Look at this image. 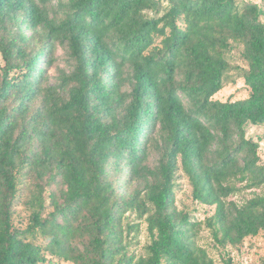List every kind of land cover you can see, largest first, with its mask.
Here are the masks:
<instances>
[{
    "label": "trees",
    "instance_id": "trees-1",
    "mask_svg": "<svg viewBox=\"0 0 264 264\" xmlns=\"http://www.w3.org/2000/svg\"><path fill=\"white\" fill-rule=\"evenodd\" d=\"M51 3L0 0V264H215L176 205L177 171L218 245L263 231L246 133L264 126V0H56L58 20ZM229 39L248 93L221 101Z\"/></svg>",
    "mask_w": 264,
    "mask_h": 264
},
{
    "label": "rangeland",
    "instance_id": "rangeland-1",
    "mask_svg": "<svg viewBox=\"0 0 264 264\" xmlns=\"http://www.w3.org/2000/svg\"><path fill=\"white\" fill-rule=\"evenodd\" d=\"M245 1L259 3L260 0ZM51 4H53L50 10L51 16L55 17L57 20L62 18L64 9L56 6V0H52ZM22 28L27 36L31 35L32 31L23 24ZM227 43L228 46L225 48L224 53L225 57L229 61L230 69L224 76L222 89L214 95V98L221 101H235L245 98L248 93V88L243 83L242 78V73L246 66L240 54L242 50L241 43L233 39H229ZM54 56L56 58V67L64 69L66 72L72 70V60L69 59L62 45H57L55 47ZM0 64H2L1 56ZM49 73L52 76L51 79H53L56 75L55 67H52L49 70ZM246 136L250 137L253 141H256L259 144L258 153L261 160L264 161V126L248 124ZM256 192H258V190H256ZM174 193L177 207L188 211L191 219L199 222L200 225L196 230L195 236L196 242L207 250L209 255L214 259L215 264H224V259L228 257L231 258L232 264H251L257 256L264 255V230L255 237L245 238L243 240V244L237 248L233 246H226L223 248L213 240L210 228L207 225V219L211 216L213 208L199 204L192 199L191 185L187 177L181 173V171L176 172ZM251 193L252 192L246 189L239 195L231 198H234L237 201H242V199L249 198ZM133 217V215H130L132 220L135 219ZM17 218L19 222L25 224L27 220V211L25 209L23 211H18ZM139 227L140 231L137 236L139 244L131 246V250H134L135 252H143L142 246L147 241L143 221H139Z\"/></svg>",
    "mask_w": 264,
    "mask_h": 264
}]
</instances>
